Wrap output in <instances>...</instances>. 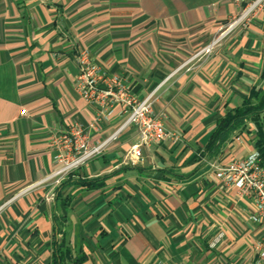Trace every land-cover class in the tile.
I'll return each mask as SVG.
<instances>
[{"label": "crops", "instance_id": "1", "mask_svg": "<svg viewBox=\"0 0 264 264\" xmlns=\"http://www.w3.org/2000/svg\"><path fill=\"white\" fill-rule=\"evenodd\" d=\"M249 2L0 0V264H49L55 241L79 264H253L263 224L211 164L256 150L254 123L201 155L217 119L264 89V8L222 33ZM81 49L137 97L154 92L153 113L179 138L143 145L132 163L127 125L53 188L52 132L79 124L97 143L126 118L116 105L89 127L98 107L75 90Z\"/></svg>", "mask_w": 264, "mask_h": 264}, {"label": "built area", "instance_id": "2", "mask_svg": "<svg viewBox=\"0 0 264 264\" xmlns=\"http://www.w3.org/2000/svg\"><path fill=\"white\" fill-rule=\"evenodd\" d=\"M259 8H264V0H250L239 15L227 23L222 33L246 24ZM213 43L212 41L204 46L194 56L210 53ZM76 61L75 90L85 101L94 103L98 107L89 127L94 126L102 118L107 119L116 105L121 106L126 118L118 129L97 143L88 141L86 128L79 124H73L65 131L52 132L50 144L53 160L57 166L45 180H51L53 188L72 170L100 154L109 141L115 139L118 132L127 125H134L137 129L138 141L127 153V160L132 163L140 159L143 145L179 138L177 134L165 128L161 117L153 113V103L156 99L154 92L137 97L130 91L121 75L108 73L91 58L86 49L78 52ZM211 165L215 168V176L224 185H233L240 193L252 199L254 213L250 218L262 223L264 227V166L260 162L258 151L253 150L247 156L234 159L223 166H215L213 163ZM222 236L223 232L218 231L209 245L215 246ZM253 250L255 253L253 264H264V235L254 241Z\"/></svg>", "mask_w": 264, "mask_h": 264}, {"label": "trees", "instance_id": "3", "mask_svg": "<svg viewBox=\"0 0 264 264\" xmlns=\"http://www.w3.org/2000/svg\"><path fill=\"white\" fill-rule=\"evenodd\" d=\"M249 120L255 125L257 138L254 145L259 153L260 162L264 166V89H251L241 105L227 109L217 119L215 128L201 155L203 157L207 156V158L215 155L227 140L229 134L233 130L242 129ZM102 180L103 178L98 177L79 180V182L87 187H97L102 184ZM63 246V241L54 242L49 264H65L66 261H70L71 264H79L84 260V255L71 257L70 250L67 247L62 249Z\"/></svg>", "mask_w": 264, "mask_h": 264}]
</instances>
